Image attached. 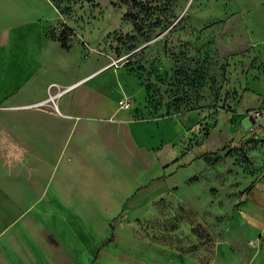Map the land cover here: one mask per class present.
Returning a JSON list of instances; mask_svg holds the SVG:
<instances>
[{"label":"rangeland","instance_id":"1","mask_svg":"<svg viewBox=\"0 0 264 264\" xmlns=\"http://www.w3.org/2000/svg\"><path fill=\"white\" fill-rule=\"evenodd\" d=\"M36 3L58 6L50 35L75 62L93 68L105 60V67L123 72L139 115L182 114L175 142L214 152L188 161L169 181L155 167V200L137 217H128L127 208L112 220L93 211L95 234L75 238L90 239L86 248H55L47 234L50 257L24 247L0 251V264H98V247L112 227L123 264H248L243 250L264 236L255 229L264 221L257 190L264 181V129L259 119L243 123L264 115V0ZM122 199L110 203L109 216ZM240 237L243 244L235 247Z\"/></svg>","mask_w":264,"mask_h":264},{"label":"crops","instance_id":"2","mask_svg":"<svg viewBox=\"0 0 264 264\" xmlns=\"http://www.w3.org/2000/svg\"><path fill=\"white\" fill-rule=\"evenodd\" d=\"M58 10L36 0H0V251L26 247L50 257L47 234L55 248H86L90 239L75 238L95 234L93 211L112 220L127 208L128 217H137L155 200V167L169 181L188 161L214 152L175 142L182 114L139 115L123 72L105 60L93 68L75 62L50 35ZM125 97L128 107L120 104ZM246 119L254 122L246 126ZM258 119L264 129V115L246 116L244 126ZM257 190L263 203L264 181ZM93 224L105 233L103 223ZM255 229H264V221ZM115 240L112 227L94 262L123 264ZM257 240L243 250L248 264H264V236ZM232 244L240 247L241 237Z\"/></svg>","mask_w":264,"mask_h":264},{"label":"trees","instance_id":"3","mask_svg":"<svg viewBox=\"0 0 264 264\" xmlns=\"http://www.w3.org/2000/svg\"><path fill=\"white\" fill-rule=\"evenodd\" d=\"M51 1L56 5L57 3L61 4V3H63V2H67V3H76V2H78V1H82V0H51ZM56 6H57V5H56ZM57 7H58V6H57ZM150 26H151L152 29H155V28H156V27H155V24H151ZM62 45H63V47L67 48V44H66V42H65L64 39H62ZM113 237H114V236H113ZM113 237H112V240H113Z\"/></svg>","mask_w":264,"mask_h":264},{"label":"built area","instance_id":"4","mask_svg":"<svg viewBox=\"0 0 264 264\" xmlns=\"http://www.w3.org/2000/svg\"><path fill=\"white\" fill-rule=\"evenodd\" d=\"M120 104L125 106V107H128L130 105V101L128 98H123L121 101H120ZM254 243V242H253Z\"/></svg>","mask_w":264,"mask_h":264},{"label":"water","instance_id":"5","mask_svg":"<svg viewBox=\"0 0 264 264\" xmlns=\"http://www.w3.org/2000/svg\"><path fill=\"white\" fill-rule=\"evenodd\" d=\"M253 122H254V119H251V120H249V121H247V119L244 120V123H245L246 126L252 124Z\"/></svg>","mask_w":264,"mask_h":264}]
</instances>
